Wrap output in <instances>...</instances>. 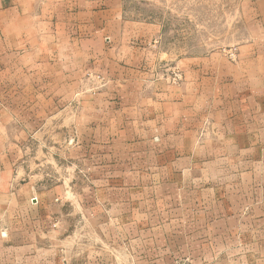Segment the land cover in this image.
I'll use <instances>...</instances> for the list:
<instances>
[{
  "label": "rangeland",
  "instance_id": "1",
  "mask_svg": "<svg viewBox=\"0 0 264 264\" xmlns=\"http://www.w3.org/2000/svg\"><path fill=\"white\" fill-rule=\"evenodd\" d=\"M64 1L41 9L118 11L123 29L110 36L130 48L111 51L120 65L101 69L127 77L134 67L124 63L143 58L146 81L184 100L195 131L183 145L161 124L162 138L141 109L82 145L91 136L78 128L81 106L96 99L75 97L68 126L43 106L45 130L30 131L20 149L0 147L10 159L0 175V264H89L99 233L162 231L164 264H264V0ZM111 77L89 72L77 88L99 93ZM4 124L12 142L14 115ZM112 218L137 224L92 221Z\"/></svg>",
  "mask_w": 264,
  "mask_h": 264
},
{
  "label": "crops",
  "instance_id": "2",
  "mask_svg": "<svg viewBox=\"0 0 264 264\" xmlns=\"http://www.w3.org/2000/svg\"><path fill=\"white\" fill-rule=\"evenodd\" d=\"M56 1L0 0V147L11 144L20 149L25 146L26 136L30 131L35 133L45 130L41 118L43 106L50 117L53 116L52 121L61 118L66 126L68 122L72 124L71 113L75 97L96 99L81 106L83 111L78 128L83 134L90 130L91 136L89 139L82 137V145L94 142L93 138L102 130H115L116 125L120 129L123 113L132 114L141 109L147 112L145 120L155 124L159 136H165L159 132H162V124L172 130L174 138L182 139L185 145V130L195 131V127L187 129L184 100L179 96L175 97L164 85L146 81L147 75L139 69L142 68V65L139 66L143 64V58L133 65L124 63L136 68L127 77H111L107 75V70L101 69L110 63L120 65L116 63L117 58L110 60L106 55L112 56L116 50L130 48L129 44L122 47L121 41H115L110 36L116 28L123 29L118 11L89 7L73 14L67 9L60 13L53 8L41 9L43 3L45 7L48 4L54 6ZM72 16H77L82 21L72 26L68 21ZM106 36L112 39L109 45L106 43ZM132 49L140 50L135 46ZM89 72L111 77V86L99 93L86 95L77 86L83 75H88ZM10 114L17 121V137L12 142L3 134L7 130L4 120ZM22 115L29 116L22 118ZM113 140L115 143L122 142L116 138ZM0 152L2 176L7 168L5 163L10 162V159L7 157L9 155L3 156V152ZM163 158L162 156L159 160L163 162ZM64 192L69 191L65 188ZM37 201L39 204V197ZM92 221L97 225L104 221L110 225L137 224L136 219L121 218ZM96 242L85 254L89 264H164L162 259L170 248L169 236L164 235L163 231L131 234L125 239L119 234L99 233ZM179 242L180 240L177 241ZM177 247L180 252V245Z\"/></svg>",
  "mask_w": 264,
  "mask_h": 264
}]
</instances>
